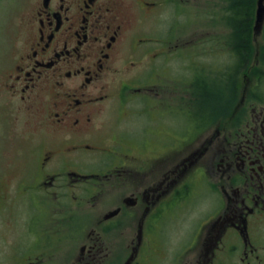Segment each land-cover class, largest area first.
<instances>
[{
	"label": "flooded vegetation",
	"instance_id": "af4514ba",
	"mask_svg": "<svg viewBox=\"0 0 264 264\" xmlns=\"http://www.w3.org/2000/svg\"><path fill=\"white\" fill-rule=\"evenodd\" d=\"M168 1L28 0L19 17L8 85L0 95L20 111H37L45 132L54 135L44 143L30 140L17 176H8V166L15 164L0 160V264H59V239L75 212L71 204L82 207L99 195L106 203L99 214L88 213L93 223L71 264H264V44L256 40L264 32V15L258 19L259 0H252L243 17H236L234 0H227L226 15L212 8L209 25L217 32L188 41L174 34L185 29L180 30L185 22L169 24L176 29L167 39L166 32L153 33L166 22ZM212 4L219 7L217 0ZM184 18L193 24L199 20L190 14ZM220 27L231 30L222 44ZM241 29L247 36L243 44ZM187 43L195 51L206 47L211 65L192 67L202 55L192 56ZM128 48L134 56H125ZM217 58H225L226 65ZM173 61L178 67L171 66ZM122 62L137 71L145 64L151 68L144 80L142 73L121 84L119 100L127 90L139 100L132 109L110 102V78ZM217 84L229 98L222 101L224 94L216 92L212 100L222 101L221 108L208 109L200 102L201 90L213 95ZM161 90L162 103H143ZM187 91L193 94L189 104ZM175 92L179 96L166 102V93ZM115 111L119 115L110 128ZM144 113L150 119L140 133L123 126L130 115ZM177 114L187 119L179 133L166 117ZM2 141L7 142L0 130ZM100 155L109 161L91 169L90 159ZM153 223L162 225L153 228ZM152 229L160 235L166 229V239L151 237ZM169 230L188 231L187 240L169 242ZM123 241L128 252L117 248Z\"/></svg>",
	"mask_w": 264,
	"mask_h": 264
},
{
	"label": "rangeland",
	"instance_id": "374dc122",
	"mask_svg": "<svg viewBox=\"0 0 264 264\" xmlns=\"http://www.w3.org/2000/svg\"><path fill=\"white\" fill-rule=\"evenodd\" d=\"M215 0H170L168 3H166V22L162 20L158 26H154L153 33H159L164 34L166 32V39L169 37V34L176 29V23H182L185 22L186 26L181 28V31L174 32L175 36H177L179 33H181V38L183 40H190V39H197V38H205L211 36L212 33L217 31H211L210 28V20H209V12L214 8L216 10L218 8L219 12L223 15H226V3L227 0H217L219 2V7H213L212 2ZM28 0H0V88H4L8 85L7 82V75L9 72H11L13 68V64L15 61V57L17 54V46L19 41V35L20 30L18 26L19 17L24 13V11L28 8L27 7ZM186 5V6H185ZM221 8V9H220ZM190 14L193 18H198V22L194 21V24L190 22L188 19L185 20L184 16ZM238 17V16H236ZM163 19V18H162ZM174 23V27H171L169 24ZM166 25H168L167 30ZM153 28V26L151 27ZM198 34L196 35V33ZM237 32V31H236ZM218 37L219 42L222 44L226 41V39L231 34V30L229 28H222L220 27L218 29ZM196 35V36H195ZM175 38V37H174ZM256 40L258 42H261L264 44V32L258 33L256 36ZM187 48L185 50L190 51L192 56H196L199 53L202 55V61L200 63L191 62L192 67L196 65H206L210 66L211 63L214 61L212 60V57L210 56L209 50L206 49V47H203L200 51H195V47L192 46V44L187 43ZM221 47L218 49H215L216 51H219ZM187 51V52H188ZM218 53V52H217ZM221 53V52H220ZM205 55L207 57H205ZM126 57L134 56V50L133 48H128L126 53ZM195 59V57H193ZM216 58V57H215ZM212 60V61H211ZM219 64L225 66L226 65V59L225 58H217L216 59ZM189 61V60H188ZM188 67L190 65V62L185 63ZM236 64V63H235ZM148 64H145L144 66H141L139 71L129 68L128 65L120 64V69L117 73L111 76L110 78V85H109V91L111 93V100L110 102L112 104L118 103V106L120 104H129L131 109L135 105L134 103H137L139 100L134 98L131 93L127 90L125 91V94L121 96V99L119 100V91L121 88L122 83H130L133 82L140 74H143L142 79L146 76V73L149 72L151 69L150 66H147ZM178 64L176 61H173L171 63V66L174 67ZM236 66V65H235ZM190 67V66H189ZM193 70H199L192 68ZM237 70H241L240 68ZM171 72L176 73L177 76H187L186 73H183L182 70H179L177 72L171 70ZM144 80V79H143ZM145 80H150L149 78H146ZM241 82H244V80ZM218 88L215 89V86H212V94H206V91L201 90V97L200 102L202 104H205L204 106L208 109H211L210 107H218L221 108L222 101H227V98H229V91L225 89L220 84H217ZM198 87V85H196ZM173 85H171V89L175 91V89L172 88ZM243 84L241 85L242 91ZM170 89V91H171ZM186 90H188L186 88ZM2 91H0L1 93ZM219 92L224 94L222 96V101H213V97L215 96V93ZM192 94V93H191ZM189 91H187L186 94V104L193 102V94L191 95ZM164 92L161 90L159 94L155 92L150 95L151 99L145 98L143 99V103H162L164 98ZM177 97L179 94L175 92L174 94L166 93V102L167 97L169 99L172 97ZM206 96L210 99L208 100ZM174 97V98H175ZM224 98V99H223ZM173 103H176L177 100L172 99ZM229 102V101H228ZM144 105V104H143ZM42 106L39 105V108ZM155 108V107H154ZM153 109V108H151ZM213 109V108H212ZM127 110V109H126ZM211 111V110H210ZM129 113V111H127ZM149 113H144L142 115H130L128 118L123 120V126L127 128V130L130 133H140L144 127L147 125L146 119H150ZM119 113L115 111L113 113L112 120L109 119V126L110 128H113L114 124L113 121L116 120ZM129 115V114H128ZM127 115V116H128ZM170 120L175 121V125L172 126V129L176 131V133H179L182 129L181 125L183 123H186L187 119L185 117H182L181 114L177 115H167L166 116ZM41 118L42 116L37 112L28 113L25 111L18 110V106L13 105H7L5 104L0 95V122H3V125H8L9 127L2 126L0 130L3 131V136L7 140V142L2 141L0 143V157H3L1 162L7 161L6 164H9L8 162H12L11 164H15L13 166H8V176L12 178L14 175L20 174V172L24 169V164L22 165V158L26 155L30 145V140L32 142L34 141H42L43 143L46 140L52 139L51 136H53V133L47 134L44 130L43 125L41 124ZM1 125V124H0ZM127 125V127H126ZM10 129V130H9ZM109 134V133H107ZM24 141H26L25 145ZM5 142V143H4ZM168 143V140L166 144ZM7 145V147H6ZM5 150V151H3ZM174 153V152H171ZM177 153V152H176ZM7 158V159H6ZM15 161V162H13ZM109 161V159L103 157L100 155V157H97L95 159H90V164L93 168H100L103 166L105 162ZM106 197H103L102 195H99L98 197L94 198L91 197L90 201L86 203V205L79 207L77 204L72 203L71 207H73L74 211L72 213L73 219L70 221V224H67L66 227L63 228L64 235L59 239L58 244V261L59 264H71L73 259L78 255L80 247L87 241V235H85L86 227L89 224H92V219H89V214L91 213L92 216H95L102 212L103 205L106 203L105 200ZM71 202H69L70 204ZM89 219V220H88ZM186 222H184L185 225ZM162 225L161 223H153V228L157 226ZM183 225V227H184ZM185 228V227H184ZM162 234L160 235V230L158 229H152L150 236L154 238L161 237L166 239V229L161 230ZM181 234L175 235L173 230H169V235L167 240L169 242L177 241V244H183L187 240L188 231L181 230ZM87 234V233H86ZM118 249H123L126 252L129 251V248H127L126 243L120 242L117 245ZM167 257H170L168 255ZM163 260V259H162ZM161 260V261H162ZM154 263V262H153ZM163 263V262H162ZM160 263V264H162Z\"/></svg>",
	"mask_w": 264,
	"mask_h": 264
},
{
	"label": "trees",
	"instance_id": "16d2710c",
	"mask_svg": "<svg viewBox=\"0 0 264 264\" xmlns=\"http://www.w3.org/2000/svg\"><path fill=\"white\" fill-rule=\"evenodd\" d=\"M234 1H235L236 16L243 17V14L246 15L248 12H250L252 0H234ZM242 22H243V20H242ZM246 38H247L246 32L243 29L239 30V32H238L239 43L243 44V40ZM241 53H243L242 48H241Z\"/></svg>",
	"mask_w": 264,
	"mask_h": 264
},
{
	"label": "water",
	"instance_id": "95a60500",
	"mask_svg": "<svg viewBox=\"0 0 264 264\" xmlns=\"http://www.w3.org/2000/svg\"><path fill=\"white\" fill-rule=\"evenodd\" d=\"M257 15H258V19L262 20V17L264 15V0L258 1Z\"/></svg>",
	"mask_w": 264,
	"mask_h": 264
}]
</instances>
